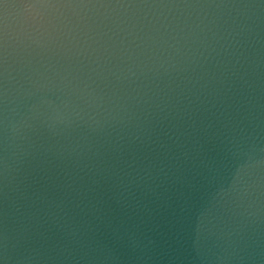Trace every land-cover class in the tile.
<instances>
[{
	"label": "water",
	"instance_id": "1",
	"mask_svg": "<svg viewBox=\"0 0 264 264\" xmlns=\"http://www.w3.org/2000/svg\"><path fill=\"white\" fill-rule=\"evenodd\" d=\"M0 264H264V0H0Z\"/></svg>",
	"mask_w": 264,
	"mask_h": 264
}]
</instances>
